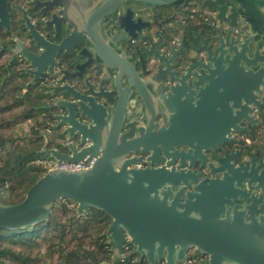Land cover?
Segmentation results:
<instances>
[{
    "label": "water",
    "instance_id": "95a60500",
    "mask_svg": "<svg viewBox=\"0 0 264 264\" xmlns=\"http://www.w3.org/2000/svg\"><path fill=\"white\" fill-rule=\"evenodd\" d=\"M192 1L218 21L238 27L240 37L217 29L214 53L201 32L192 34L199 47L186 36L173 45L181 30L177 16L183 15L177 9ZM34 3L50 13L46 26L59 42L46 41L24 13L40 53L17 42L8 48L10 63L20 54L33 76L29 84H35L46 69L54 74L59 54L76 57L69 63L73 72L59 74L77 87H56L63 98L47 105L55 121L51 128L66 141L61 149L48 148L44 137L40 153L57 166L93 163L77 171L49 169L22 201L0 203V229L42 223L54 204L65 200L75 204L78 215L93 209L109 217L111 264L123 258L127 245L147 264L182 263L189 251L206 256L205 264H264V168L253 159L234 165V155L226 153L208 165L214 177L201 178L193 170L196 163L204 167L205 153L235 142L233 133L251 135L242 124L256 123L253 109L264 115L259 98L264 89V0ZM131 3L143 7L134 11L127 7ZM1 27L9 30L5 0H0ZM62 31L67 35L60 38ZM136 38L148 57L145 61L136 51L139 69L124 49ZM201 53L204 57L198 58ZM182 57L188 61L175 64ZM147 62L159 65L152 71ZM178 66H185L181 73ZM138 154L146 155V161ZM173 159L180 160L178 166H172Z\"/></svg>",
    "mask_w": 264,
    "mask_h": 264
},
{
    "label": "trees",
    "instance_id": "16d2710c",
    "mask_svg": "<svg viewBox=\"0 0 264 264\" xmlns=\"http://www.w3.org/2000/svg\"><path fill=\"white\" fill-rule=\"evenodd\" d=\"M8 44L7 35L0 31V203L4 205L22 201L30 186L48 170L35 161L48 158L40 153L43 135L52 137L49 145L55 138L45 89L28 84L26 72L6 61L3 47ZM25 123L29 124L28 137H17L15 129ZM109 223L102 211L90 209L78 215L75 204L61 201L42 223L0 229V264H111ZM196 258L203 263L206 260L200 254ZM116 264L147 262L139 260L127 245Z\"/></svg>",
    "mask_w": 264,
    "mask_h": 264
},
{
    "label": "flooded vegetation",
    "instance_id": "af4514ba",
    "mask_svg": "<svg viewBox=\"0 0 264 264\" xmlns=\"http://www.w3.org/2000/svg\"><path fill=\"white\" fill-rule=\"evenodd\" d=\"M36 0H5L6 4V10L8 14V23H9V30L5 31L4 27L0 28V31L7 35L9 44L7 46H4L3 48L6 51V54H9L10 59L13 56V52L9 51L8 48H15L17 42L22 43L27 49H29L31 52L35 54H39L40 50L35 48L34 43L32 42L31 37L29 36V32L25 26V20L23 19L24 13L26 14L27 18L31 20V23L36 26V29L40 32V34L44 37L46 41L58 43V40L54 39V33L51 26H46V22L50 18V13H43L41 12L40 8L35 7ZM128 8L138 11L139 9H142L141 4H134L131 3L127 5ZM169 10V9H168ZM178 11H181L183 13L182 16H177V20L181 25V30L176 33L173 36L174 43L173 45L179 44L181 38L186 36V40L189 42H192L195 46L199 47L200 41L197 38L192 37V34H197L198 32H201L203 35V39L207 42L209 47H211L213 53L215 52V48L218 45V41L216 38L218 37V32H216L217 29H221V32L223 35L229 34L231 38L237 39L240 37V33L238 30V27H230L226 21L220 22L216 18V14L214 13H207L205 10H203L199 4H196L195 2H190L185 8L178 7ZM53 12V11H52ZM169 10V15H170ZM205 26H212V30L205 29ZM192 29V30H191ZM115 32V30H113ZM187 32H190L191 35L186 34ZM67 33L62 31L61 37L66 36ZM259 38H255V40H258ZM142 48V42L139 38L130 40L128 43L124 44V49L126 50L127 55H132V60L130 62L135 66V68L139 69L140 65L137 63L138 56L136 54V51L139 50L143 54V59L147 61L148 57L145 55V53L141 50ZM204 57V53H201L198 58ZM71 59H76L74 56H66L62 57V55L56 56V62L58 63V66L54 68V74L51 75L45 70L44 73L40 74V77L36 81L35 84H38L40 87L45 89V94L47 95V105L50 103L60 100L63 97L60 96L59 92L55 90L56 87L61 86L65 83L69 85H74L77 87V82L69 79L68 76L64 79H62L63 74H59V71L65 70L67 73H72L73 70L70 68L69 63L71 64ZM188 61V57H182L179 58V61H177L175 64L180 63H186ZM12 65L18 64L20 68H22L26 74L29 76V81L33 78L29 73H27V70L29 69V63L25 61L20 54L17 55L13 61ZM189 63V62H188ZM158 63H150L147 62V69H150L154 71L158 67ZM185 68V66H178L176 69L181 73L182 70ZM191 71L190 73H192ZM264 102V89L262 90V93L259 97ZM68 100V99H67ZM263 113H264V107H263ZM52 115V113H51ZM251 116L253 119H255L256 123L252 124L249 122H244L242 125L246 126L249 131L251 132V135H247L246 133L242 134H235L233 133L231 135L232 138L235 139V142L229 143V144H223L222 146H219V148L216 151H209L208 153H205L207 160L203 163L204 167L200 168L201 163H196L194 165V171L197 173H200L201 178L206 177H214L215 175H212L209 169V164L215 163L214 157H222L224 154H232L234 155L233 158V164H249L251 163L252 159L254 160V165H259L260 169L264 168V115L259 114L256 109H253ZM52 123H55L53 120ZM51 123V124H52ZM54 131V130H53ZM55 133V138L52 139V144L49 145V138L46 135H43L47 139V147L48 148H58L61 149V144L65 143V139L61 138L58 139V133ZM51 134V131H48V135ZM44 143V141H43ZM178 151L183 150L186 151V148L178 147ZM137 157H141L143 161H146V155H140L138 154ZM173 167H176L179 165L180 160L173 159ZM187 162V161H186ZM188 163V162H187ZM149 163L145 162V166H148ZM197 253L194 254L192 251H189L185 259H187L189 256H196ZM203 257L206 258L205 262L201 264H205L207 261V257L203 255Z\"/></svg>",
    "mask_w": 264,
    "mask_h": 264
},
{
    "label": "built area",
    "instance_id": "2783aa9c",
    "mask_svg": "<svg viewBox=\"0 0 264 264\" xmlns=\"http://www.w3.org/2000/svg\"><path fill=\"white\" fill-rule=\"evenodd\" d=\"M35 163L38 165L46 166L48 170L57 167L60 169H65V170L77 171V170L89 168L92 165L93 161H90V162L80 161L77 163L64 162L61 165L57 166V162L55 160L51 158H47L46 160L38 159L35 161ZM201 263H202V259H198L196 258V256H189L182 263H177V264H201Z\"/></svg>",
    "mask_w": 264,
    "mask_h": 264
},
{
    "label": "rangeland",
    "instance_id": "374dc122",
    "mask_svg": "<svg viewBox=\"0 0 264 264\" xmlns=\"http://www.w3.org/2000/svg\"><path fill=\"white\" fill-rule=\"evenodd\" d=\"M7 55V60L6 61H9V59H10V56H9V54H6ZM9 64H13V63H10V62H8ZM30 83V82H29ZM28 83V84H29ZM14 133H15V135L17 136V137H20V138H24V137H28V133H29V124L28 123H25V124H23V125H21V126H18L16 129H15V131H14ZM4 205V204H3ZM8 205H10V204H8ZM13 205V204H12Z\"/></svg>",
    "mask_w": 264,
    "mask_h": 264
},
{
    "label": "crops",
    "instance_id": "0c3cea01",
    "mask_svg": "<svg viewBox=\"0 0 264 264\" xmlns=\"http://www.w3.org/2000/svg\"><path fill=\"white\" fill-rule=\"evenodd\" d=\"M48 137V136H47ZM43 141H44V137H43ZM52 148H54V147H52ZM48 157V156H47ZM49 158V157H48Z\"/></svg>",
    "mask_w": 264,
    "mask_h": 264
}]
</instances>
